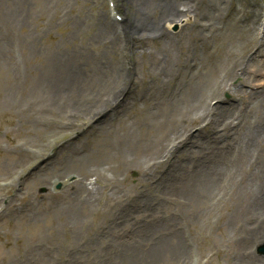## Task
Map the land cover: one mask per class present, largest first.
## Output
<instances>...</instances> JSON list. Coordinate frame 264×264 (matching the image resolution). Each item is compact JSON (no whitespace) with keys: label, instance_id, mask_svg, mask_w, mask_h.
<instances>
[{"label":"rangeland","instance_id":"obj_1","mask_svg":"<svg viewBox=\"0 0 264 264\" xmlns=\"http://www.w3.org/2000/svg\"><path fill=\"white\" fill-rule=\"evenodd\" d=\"M166 1L183 13L173 22L160 21V0H0V264H264V229L245 240L227 223L239 181L264 186V137L243 140L264 130V0ZM103 12L116 30L160 21L169 37L123 49ZM120 52L135 74L127 87L149 96L95 116ZM74 76L75 102L55 106L39 90L54 77L52 95L69 92ZM207 172L220 182L205 184ZM157 221L177 223L184 261L173 237L149 260L163 246L138 239Z\"/></svg>","mask_w":264,"mask_h":264},{"label":"bare ground","instance_id":"obj_2","mask_svg":"<svg viewBox=\"0 0 264 264\" xmlns=\"http://www.w3.org/2000/svg\"><path fill=\"white\" fill-rule=\"evenodd\" d=\"M161 4L163 5L162 11L164 12L161 14L160 21L162 23H165V21L173 22L175 19L179 17V15H182L183 13L178 11L176 7H174V4L176 1H166V0H160ZM105 15V13H102ZM105 19L101 21V25L103 27V30L107 34V38L111 39L112 42L121 44L122 48L125 49L127 48L130 43L132 46L135 44V42H138L140 40H146L142 43L147 42V38H154V39H164L167 38V35L169 37V31L162 26L161 27V22H155L151 25H147L146 20L145 21H140L137 24L133 21H129L128 27H125L124 30H116V24L114 21L108 20V18L104 17ZM187 24H182V27L186 26ZM170 24H168L169 28ZM139 31L141 36H136L135 32ZM179 52L181 56L185 55V49L184 47L180 46ZM71 55L66 54L62 58H56V61H58L57 66V71L60 69V67H63L66 64H71L72 59ZM191 54H188L184 58V66L188 68H194V63L191 62L190 60ZM130 58H127V56L123 53L120 52V58L118 59L117 66L114 67V70L112 69L107 81L104 84V88L106 89V93L102 95L100 98H96L94 100L95 104L91 109H87L90 113L93 109L97 110V113H95V116L101 115L103 110H105L109 104L113 103L115 104H120L124 103L126 99H136L137 97H141L146 95L147 97L149 96V93H144L140 92L137 95H133L135 92L132 87L129 89L127 86L129 83L135 79V74L133 72H129L127 67L123 66L126 62H128ZM75 77V76H74ZM57 78H58V72H57ZM57 78L50 77L49 79L45 80L43 79V83L41 84L39 90L41 94L45 95L48 99V102L51 103L52 105L57 106L60 101L63 102V106L69 101L73 100L75 102L76 95L78 93L72 92L71 90V83L74 85L80 84L81 81H78V77H75L76 79L71 80L69 82V92L65 91H60L56 95H52L53 91L55 89V80ZM60 86V85H59ZM124 93L126 95L125 98L121 99L119 96L121 93ZM122 96V95H121ZM194 93L192 92L190 95V98H193ZM69 98V99H68ZM120 98V99H119ZM72 102V103H73ZM92 102V100H91ZM72 103H70L72 105ZM91 105V103H90ZM73 111V109H72ZM78 113L72 112V116L75 117ZM106 119V115L102 116L98 120H94L92 118L90 120V124L94 125L98 121H103ZM260 129H264L260 128ZM255 134H250V135H245L243 136V140L247 146H249L254 140L256 139H262L264 137V130H255ZM156 153L158 156L161 157H167L168 153V143L164 145H160L156 150ZM20 154V153H19ZM21 155V154H20ZM195 165H198V163H195ZM210 165V164H209ZM222 173V172H221ZM99 172H97L94 175L99 176ZM207 174L210 177V180L207 181L205 184H210L212 182H217V184L220 182V179H218V175L220 172L215 176V173H210L207 172ZM226 176V172L223 171L221 178ZM97 179V177H95ZM234 178V177H233ZM100 177L97 179L99 180ZM248 179L250 178H242L237 187V193H236V207L230 212L229 217H228V224H230L233 228V230L236 233H240L243 235V238L245 240H248L250 238L256 237L260 231L264 229V186L259 185V184H254L251 183ZM76 184V183H75ZM78 192H85V193H90L88 188L85 185H80L77 184L76 186ZM18 188V187H16ZM208 188V187H207ZM209 189V188H208ZM200 188L194 189L193 193H200ZM205 189L202 188L201 192H204ZM13 196L16 195H11L12 198ZM249 223V224H248ZM179 230L177 228V223L175 221L171 223H163L162 221H157L154 225H148L145 226L141 229V233L139 235L138 242L141 244H148L150 241H152V249H156L155 246H163L159 247L158 251L152 252L148 257L150 261H153L158 255L160 250H165L168 251V239H172V244L170 248V253L172 254V257L177 260V257L181 258L180 261H184L187 258V245L186 242L183 243L179 238H176L175 235L179 234ZM134 237V235H133ZM117 245L118 248L122 247V240H119L118 243L115 242H110L107 247L106 252L113 251V249H110L111 246ZM132 245L131 242H128L127 246ZM166 246V247H164ZM133 253V250L128 249L123 252V254L129 256L130 254ZM125 255H120L119 259H123Z\"/></svg>","mask_w":264,"mask_h":264},{"label":"water","instance_id":"obj_3","mask_svg":"<svg viewBox=\"0 0 264 264\" xmlns=\"http://www.w3.org/2000/svg\"><path fill=\"white\" fill-rule=\"evenodd\" d=\"M258 252L264 255V244L258 248Z\"/></svg>","mask_w":264,"mask_h":264}]
</instances>
